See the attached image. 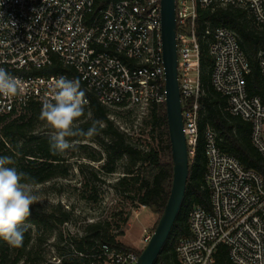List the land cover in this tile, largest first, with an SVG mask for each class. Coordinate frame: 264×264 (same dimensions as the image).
Returning a JSON list of instances; mask_svg holds the SVG:
<instances>
[{
	"label": "built area",
	"instance_id": "obj_1",
	"mask_svg": "<svg viewBox=\"0 0 264 264\" xmlns=\"http://www.w3.org/2000/svg\"><path fill=\"white\" fill-rule=\"evenodd\" d=\"M227 7L247 11L264 27V0H176L178 80L192 155L202 95L199 11ZM206 35L212 38L213 86L228 99L229 112L252 125L253 144L264 158V103L247 93L250 65L237 35L222 27ZM0 67L26 89L12 99L0 96V115L17 117L42 105L60 76L80 81L85 108L96 100L110 110L148 112L166 101L161 0H0ZM260 68L264 78L263 56ZM204 149L211 207L192 210L191 236L180 241L179 260L215 264L217 247L224 244L234 264H264V180L223 154L212 131ZM106 252L108 264H136L139 258Z\"/></svg>",
	"mask_w": 264,
	"mask_h": 264
},
{
	"label": "trees",
	"instance_id": "obj_2",
	"mask_svg": "<svg viewBox=\"0 0 264 264\" xmlns=\"http://www.w3.org/2000/svg\"><path fill=\"white\" fill-rule=\"evenodd\" d=\"M217 27L229 29L237 35L241 50L250 65V73L246 76L247 93L250 97H260L264 103V78L260 68L261 56L264 57V27L259 26L243 9H201L197 20L202 88L197 122L199 141L194 154H190L189 179L179 216L155 264H182L177 247L181 240L191 236L189 219L192 210L202 207L210 211L211 192L206 181L207 159L204 149L208 131L216 135L218 148L223 154L234 157L245 170L257 173L264 180V158L253 144L252 125L233 116L229 112L228 99L213 86L214 60L209 50L212 38L206 35V31ZM41 110L42 105L34 104L19 117L0 115V156L11 157L14 160L11 166L27 173L35 180L36 186L70 176V166L63 156L64 152H54L50 147L51 135L36 133L35 127ZM111 111L96 100H91L90 106L84 107L83 115L75 122L74 130L77 135L66 139L70 144L89 142L99 148L92 149L93 153L85 157L91 162H102L99 172L91 169L95 181L99 180V173H116L118 165L126 161L124 176L117 182L116 189L127 195L132 204L162 215L173 178L165 103L152 104L148 109L146 124L154 141L150 148L140 146L139 140H134L116 127L110 119ZM93 126L96 128L95 134L87 135L88 129ZM79 147L84 151L89 149L85 145ZM83 168L90 169L88 166H81V173ZM85 187L91 188V196L86 201L98 202L96 187L89 183ZM72 215V212L61 205L50 210L32 206L31 215L22 226V246L12 247L0 239V264L48 263L38 248L49 242L59 227H65L71 222ZM127 221L128 218L123 219L124 224ZM111 228L110 222L100 220L86 224L82 234L78 236L62 229L52 246L59 256V264H108L106 249L109 252L135 253L140 256L141 252L119 241V238L125 236L123 230L114 232ZM215 264H234L230 259L228 246L220 244L217 247Z\"/></svg>",
	"mask_w": 264,
	"mask_h": 264
},
{
	"label": "rangeland",
	"instance_id": "obj_3",
	"mask_svg": "<svg viewBox=\"0 0 264 264\" xmlns=\"http://www.w3.org/2000/svg\"><path fill=\"white\" fill-rule=\"evenodd\" d=\"M147 115V110L140 108L112 110L110 119L122 132L134 140H139L140 146L150 148L149 146L154 145V141L150 137V129L146 124ZM36 124L37 134L54 135L50 126L41 118ZM71 145L72 147L63 153L70 166V176L67 179H56L35 186L38 201L32 206L50 210L52 207L61 205L73 214L72 221L65 227H59L49 242L40 245L39 252H42V256L48 260V263L59 264L57 251L52 247L59 232L65 229L70 234L78 236L82 234L86 224L100 220L110 222L111 230L114 232L123 230L125 236L119 238V241H123L130 247L139 248L142 252L147 245L146 238L155 230L161 215L132 204L127 199V195L116 189L117 182L124 176L126 161L118 165L116 173L112 175L99 173V180L95 181L91 175V169L99 172L102 162H91L85 157L93 153L92 149L99 150V148L89 142L71 143ZM83 145L88 146L89 149L82 150L79 146ZM81 166H88L90 169L83 168L81 173ZM87 183L96 187L98 202L86 201V198L91 196V188L85 187ZM125 218H128L126 224L123 223Z\"/></svg>",
	"mask_w": 264,
	"mask_h": 264
},
{
	"label": "clouds",
	"instance_id": "obj_4",
	"mask_svg": "<svg viewBox=\"0 0 264 264\" xmlns=\"http://www.w3.org/2000/svg\"><path fill=\"white\" fill-rule=\"evenodd\" d=\"M24 83L0 67V96L15 98L25 93ZM87 101L78 79L60 76L52 82V94L42 102L40 118L45 121L54 135L50 147L63 153L72 147L66 137L77 135L75 122L83 115ZM96 132L95 126L87 135ZM14 160L0 156V239L12 247L22 246L25 221L31 215V207L38 201L35 194L36 182L27 173L12 167Z\"/></svg>",
	"mask_w": 264,
	"mask_h": 264
},
{
	"label": "water",
	"instance_id": "obj_5",
	"mask_svg": "<svg viewBox=\"0 0 264 264\" xmlns=\"http://www.w3.org/2000/svg\"><path fill=\"white\" fill-rule=\"evenodd\" d=\"M161 27L165 69V106L171 143L173 178L165 209L136 264H155L158 260L179 216L190 172V151L184 133L178 80L176 0H161Z\"/></svg>",
	"mask_w": 264,
	"mask_h": 264
},
{
	"label": "crops",
	"instance_id": "obj_6",
	"mask_svg": "<svg viewBox=\"0 0 264 264\" xmlns=\"http://www.w3.org/2000/svg\"><path fill=\"white\" fill-rule=\"evenodd\" d=\"M121 243H123L125 246H127V247H129V248H131V249H133V250H136V251L141 252V250H140L139 248L130 247L129 245H127V244L124 243L123 241H121Z\"/></svg>",
	"mask_w": 264,
	"mask_h": 264
}]
</instances>
